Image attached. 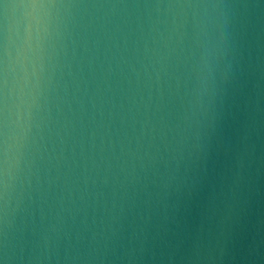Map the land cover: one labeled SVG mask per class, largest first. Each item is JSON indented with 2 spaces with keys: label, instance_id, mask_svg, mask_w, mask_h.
I'll list each match as a JSON object with an SVG mask.
<instances>
[{
  "label": "water",
  "instance_id": "95a60500",
  "mask_svg": "<svg viewBox=\"0 0 264 264\" xmlns=\"http://www.w3.org/2000/svg\"><path fill=\"white\" fill-rule=\"evenodd\" d=\"M0 264H264V0H0Z\"/></svg>",
  "mask_w": 264,
  "mask_h": 264
}]
</instances>
